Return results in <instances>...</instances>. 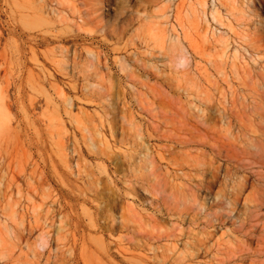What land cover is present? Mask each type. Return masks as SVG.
<instances>
[{
  "label": "rangeland",
  "instance_id": "obj_1",
  "mask_svg": "<svg viewBox=\"0 0 264 264\" xmlns=\"http://www.w3.org/2000/svg\"><path fill=\"white\" fill-rule=\"evenodd\" d=\"M0 264H264V0H0Z\"/></svg>",
  "mask_w": 264,
  "mask_h": 264
}]
</instances>
